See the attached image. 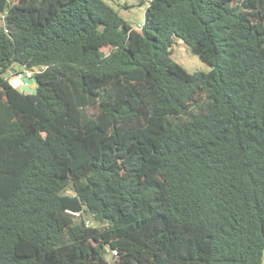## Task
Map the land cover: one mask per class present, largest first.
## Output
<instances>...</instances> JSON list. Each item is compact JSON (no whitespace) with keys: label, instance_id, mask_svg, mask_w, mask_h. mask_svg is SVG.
I'll list each match as a JSON object with an SVG mask.
<instances>
[{"label":"trees","instance_id":"16d2710c","mask_svg":"<svg viewBox=\"0 0 264 264\" xmlns=\"http://www.w3.org/2000/svg\"><path fill=\"white\" fill-rule=\"evenodd\" d=\"M0 20V264H264V0H150L140 27L0 0Z\"/></svg>","mask_w":264,"mask_h":264},{"label":"rangeland","instance_id":"374dc122","mask_svg":"<svg viewBox=\"0 0 264 264\" xmlns=\"http://www.w3.org/2000/svg\"><path fill=\"white\" fill-rule=\"evenodd\" d=\"M111 7H113L119 14V16L125 20L132 27L141 25L144 22L145 13L149 5L150 0H104ZM0 24L3 25V21L0 20ZM172 58L181 64L187 71H203L207 72L211 66L202 60L199 56L190 52L188 46L177 36H172V42L170 46ZM39 69V68H38ZM27 70L26 68L13 65L5 73V77L12 81L15 85H20L21 82H16V74L18 71ZM20 87V86H19ZM264 262V253H263Z\"/></svg>","mask_w":264,"mask_h":264},{"label":"built area","instance_id":"2783aa9c","mask_svg":"<svg viewBox=\"0 0 264 264\" xmlns=\"http://www.w3.org/2000/svg\"><path fill=\"white\" fill-rule=\"evenodd\" d=\"M2 17V15H1ZM138 27H140V25H138ZM39 69L37 67L31 68V69H27L24 71H21L19 73L16 74V76L19 77L20 79V75L21 74H26L27 76H33L35 75V72H37ZM21 85V83H20ZM69 213H72L74 216H79L80 213L79 211H71V210H66ZM85 225H89V224H93L90 220H85ZM117 257V251L115 249H107L106 253H105V258L108 261L109 264H115V259Z\"/></svg>","mask_w":264,"mask_h":264},{"label":"water","instance_id":"95a60500","mask_svg":"<svg viewBox=\"0 0 264 264\" xmlns=\"http://www.w3.org/2000/svg\"><path fill=\"white\" fill-rule=\"evenodd\" d=\"M35 80L36 76H27L26 74H21L20 75V81H21V86L20 90L23 92H34L35 91ZM106 251L101 247L100 252L97 256V258H100L101 256L105 255Z\"/></svg>","mask_w":264,"mask_h":264},{"label":"bare ground","instance_id":"6f19581e","mask_svg":"<svg viewBox=\"0 0 264 264\" xmlns=\"http://www.w3.org/2000/svg\"><path fill=\"white\" fill-rule=\"evenodd\" d=\"M16 82H21L18 76L16 77Z\"/></svg>","mask_w":264,"mask_h":264}]
</instances>
